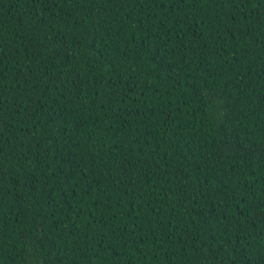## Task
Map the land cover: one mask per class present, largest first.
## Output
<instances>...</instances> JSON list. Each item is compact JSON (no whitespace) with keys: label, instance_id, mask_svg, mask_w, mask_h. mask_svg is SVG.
I'll return each mask as SVG.
<instances>
[{"label":"trees","instance_id":"trees-1","mask_svg":"<svg viewBox=\"0 0 264 264\" xmlns=\"http://www.w3.org/2000/svg\"><path fill=\"white\" fill-rule=\"evenodd\" d=\"M0 264H264V0H0Z\"/></svg>","mask_w":264,"mask_h":264}]
</instances>
